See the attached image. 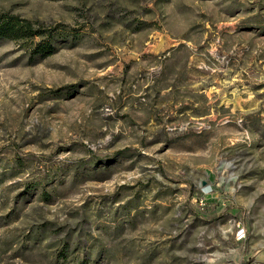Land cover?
<instances>
[{
  "label": "rangeland",
  "instance_id": "obj_1",
  "mask_svg": "<svg viewBox=\"0 0 264 264\" xmlns=\"http://www.w3.org/2000/svg\"><path fill=\"white\" fill-rule=\"evenodd\" d=\"M10 19L32 30L0 35V264H264V0Z\"/></svg>",
  "mask_w": 264,
  "mask_h": 264
},
{
  "label": "trees",
  "instance_id": "obj_2",
  "mask_svg": "<svg viewBox=\"0 0 264 264\" xmlns=\"http://www.w3.org/2000/svg\"><path fill=\"white\" fill-rule=\"evenodd\" d=\"M16 26V28H15ZM31 26H29L28 24H26V26H18L12 19L10 20H4L0 23V35H4L7 36V34L10 33V35H13L12 33H14L13 31L15 30H21L23 31H27L28 29L32 30V28H30ZM31 33V32H30Z\"/></svg>",
  "mask_w": 264,
  "mask_h": 264
}]
</instances>
